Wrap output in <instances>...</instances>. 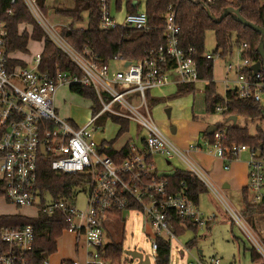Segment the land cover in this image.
<instances>
[{
	"label": "built area",
	"instance_id": "obj_1",
	"mask_svg": "<svg viewBox=\"0 0 264 264\" xmlns=\"http://www.w3.org/2000/svg\"><path fill=\"white\" fill-rule=\"evenodd\" d=\"M208 6L216 0H196ZM14 0H11L13 3ZM30 14L45 34L67 55L77 68V73L57 69L54 73L39 71L41 53L36 54L25 67L8 68V54L5 49V30L0 23V185L1 194L8 203L17 207L34 208L37 215H53L62 212L68 227L64 232L75 236V247L82 242L81 253L76 259H65L58 264H110L104 259V246L108 242L105 227L111 217L125 210L140 211L148 221L155 236L174 239L170 220L175 216L192 226L209 224L215 215L203 217L198 208L182 190L167 193V181L155 168L152 157H162L167 163L177 158L222 204L230 219L237 224L251 243L252 249L264 264V244L259 235L246 222L240 212L230 207L205 174L192 161L188 153L203 151L219 160L223 170L241 154H247L246 188L252 203H264V155L263 151L244 144L228 143L225 129L213 131L212 139L201 137L197 145H189L185 151L178 149L159 130L149 110L148 94L151 90L165 85L170 74L179 84H204L199 79L195 50L179 46V26L173 11L164 15V43L151 50L144 58L124 60L115 56L113 60L123 62V67L114 71L109 64L98 65L91 58L73 49L58 32L53 33L42 20L36 0H23ZM100 28L146 30L148 20L143 7L136 13H127L123 8L115 13L111 4L101 0ZM10 12V11H9ZM121 13V19L116 18ZM88 53V52H85ZM219 56V54H217ZM213 60V55L204 53ZM128 64L125 66V63ZM255 62L242 59L234 67V79H224L225 92L232 90L240 99L255 102L264 114V76L253 73L250 66ZM249 68L251 76L243 72ZM233 69L227 65L226 70ZM229 82L233 85L229 86ZM80 85L90 87L97 98L100 109L92 114L81 127L57 114L53 97L59 86ZM204 88V87H203ZM224 92V93H225ZM223 105L214 106V112L227 114L226 99ZM106 114L137 125L135 140L130 145L131 154L116 163L100 152L95 141L94 124L98 117ZM250 120V119H249ZM142 136L139 137V134ZM47 163L57 173L78 174L82 181L74 187H86L85 210L74 208V189L65 197L52 200L38 184L41 163ZM151 242L150 261H154L157 245ZM34 230L31 225L0 226V264H51L47 258L33 263ZM83 260H81V255ZM188 264H202L199 260ZM208 264H219L212 258Z\"/></svg>",
	"mask_w": 264,
	"mask_h": 264
},
{
	"label": "trees",
	"instance_id": "obj_2",
	"mask_svg": "<svg viewBox=\"0 0 264 264\" xmlns=\"http://www.w3.org/2000/svg\"><path fill=\"white\" fill-rule=\"evenodd\" d=\"M113 4L116 11L125 9L127 13H136L143 7L148 20L146 30L122 29L119 27L111 30L100 28L101 0H74L71 8L56 7L54 12L69 18L72 22L59 27L58 34L73 49L91 58L98 65L109 64L115 56L124 60H136L144 58L151 50L164 43L163 24L164 15L173 11L176 24L179 26V46L182 48L192 47L195 50L199 79L205 81L204 106L207 113H214V106L223 105V97L216 93L213 82V61L204 57L205 32L211 30L215 37V54L224 58L230 55L233 48H238L242 59L250 62L260 60L256 51L260 40V34L252 29L236 22L229 14L221 21L214 22L208 16V11L215 17L227 7L239 8L240 15L248 22L256 26L263 25L264 0H237L232 3L227 0H216L212 5L204 6L196 0H106ZM42 13L46 12L43 0H36ZM10 11V12H9ZM86 13L87 24L83 29L73 27L75 22L83 20ZM0 23L5 30V49L8 54V68L11 70L17 65L24 66L21 60L14 57L15 53L25 54L31 41L41 42V63L39 71L54 73L57 69L77 73V68L65 55V53L45 34L44 30L36 22L28 11L23 0H0ZM29 27V30L25 29ZM88 52V53H85ZM219 52V53H218ZM251 76L249 68L243 70ZM264 76V72H262ZM193 84H179L174 93L175 97L194 92ZM71 92L89 99L93 103V114L99 109L96 95L90 87L73 85L69 87ZM229 116H243L248 118L258 117L262 114L259 106L249 99H240L234 91L227 90L224 93ZM151 100V98H150ZM153 100V99H152ZM157 103V101H154ZM152 102V103H153ZM111 120L120 125L117 135L126 132L128 122L125 119L111 116ZM224 128L227 142H235L255 147L262 152L264 150V134L260 131L250 135L246 127L237 124H229ZM202 137L212 139V134L203 132ZM100 152L109 156L116 163L123 161L131 154L130 143H126L121 150L112 148V141H101ZM167 181V193H179L182 190L187 197L197 206L199 196L207 192L204 185L192 174L183 170H175L173 174L163 176ZM38 184L52 200L65 197L73 191L74 187L82 181L78 174L57 173L49 168L47 163H41L38 171ZM1 194V185H0ZM243 208L241 215L246 222L259 231L264 244V203H252L250 193L246 187L241 190ZM117 213L116 216H120ZM262 219L261 226L257 220ZM182 220L172 216L170 228L174 236L179 235L185 229L195 230L197 227L184 222L185 227L180 226ZM66 217L62 212H55L51 216L38 214L34 218L21 215H6L0 217V226H23L31 225L34 230L35 240L33 246V263H38L57 250V239L68 227ZM209 225V224H207ZM157 245L155 264H169V241L164 236L154 237ZM195 241H190L192 246ZM122 242L108 241L104 246V259L110 264H120L122 256ZM250 260L254 264H262L259 255L250 249Z\"/></svg>",
	"mask_w": 264,
	"mask_h": 264
},
{
	"label": "rangeland",
	"instance_id": "obj_3",
	"mask_svg": "<svg viewBox=\"0 0 264 264\" xmlns=\"http://www.w3.org/2000/svg\"><path fill=\"white\" fill-rule=\"evenodd\" d=\"M46 12L42 13V20L47 27L57 33L59 27L68 25L72 21L64 16L54 12L56 7L71 8L74 0H43ZM237 3V0H227ZM111 10L115 13L113 4ZM83 20L75 22L73 27L83 29L87 24L86 13H83ZM121 19V14L116 16ZM30 53L24 57L27 63H31L34 56L41 50L40 42H32L29 46ZM215 37L214 32L208 30L205 32L204 52L213 55L212 77L216 86V93L223 97L225 86L223 79H234V67L241 63L242 57L238 48H233L230 55L224 58L214 53ZM219 53V52H218ZM232 65L233 69L226 70L227 65ZM110 68L118 71L123 67L120 60H112L109 64ZM172 74V73H171ZM206 83V82H205ZM204 84L196 83L194 92L175 97L176 88L172 86L169 89L152 90L151 97L147 99L150 110L149 113L159 128L178 149L185 151L189 145H197L207 126H227L231 124L228 116L221 112L207 113L204 108ZM233 83L229 82V86ZM153 102V103H152ZM55 110L60 118L72 121L76 126L81 127L87 123L93 114V103L89 99H85L69 90L68 86H59L53 97ZM165 108H170V117H166ZM237 125L245 126L250 135L257 132L264 134V114L252 118L248 121L243 116L236 121ZM95 141L101 140L112 141L114 148H120L125 142L136 143L141 148L139 140H135L137 134V125L128 123V129L120 135L118 131L120 125L113 122L111 117L106 114L97 118L95 124ZM175 129V133H171L170 129ZM142 133L139 134V137ZM204 151V150H203ZM196 153L191 151L188 153L189 158L195 162L200 171L217 186V191L224 201L235 211H242L241 190L246 185L245 159L247 154H241L235 163H229V170L222 169V162L205 152ZM264 153V152H263ZM156 171L161 175L168 174L171 171L185 170V164L175 158L170 161V165H166L163 158L155 157ZM229 182L230 187L223 189L221 184ZM75 200L74 208L77 211L85 210L86 187L81 186L74 189ZM198 211L205 218L215 215V218L209 225L196 226L195 230L185 229L182 233L175 236L169 241V264H188L190 261L199 260L202 264H208L210 259H219V264H254L250 260L251 243L243 233V231L233 222L219 200L210 192H203L199 196ZM6 215H21L28 218L37 216L34 208L17 207L8 203L3 195H0V217ZM261 226L262 219L257 220ZM108 241L122 242V256L120 264H136L137 260H132L124 251L135 250L143 255H150L152 248L151 242L154 233L144 217L137 210H125L118 217H111V221L106 225ZM165 237V236H164ZM195 241L189 246L190 241ZM57 250L52 255L47 256L51 264L59 258L76 259V253H81L82 242L75 247V236L71 233L63 232L57 239ZM255 251V250H254ZM81 255V254H80ZM81 260H83L81 255ZM60 262V261H59ZM58 262V263H59ZM57 263V264H58ZM151 264H155L151 261Z\"/></svg>",
	"mask_w": 264,
	"mask_h": 264
},
{
	"label": "water",
	"instance_id": "obj_4",
	"mask_svg": "<svg viewBox=\"0 0 264 264\" xmlns=\"http://www.w3.org/2000/svg\"><path fill=\"white\" fill-rule=\"evenodd\" d=\"M231 15L232 18L242 24L243 26H246L250 29H252L254 32L259 33L260 36V40L258 43V46L256 48V51L259 53L260 55V60L256 61L255 63H253L250 66V70H252V72L258 73V72H264V16H263V25L262 26H256L255 24L246 21L241 15H240V9L239 8H233V7H227L225 8L218 17L213 16L212 14H210V12L208 11V16L209 18H211L214 22H219L221 21L225 16L227 15ZM128 64V62L125 63V66ZM165 113L166 116L169 117L170 115V108H166L165 109ZM229 121L232 122V124L234 125L236 123V116L232 115V116H228L227 118ZM216 129V126H209L206 130L207 134H212L213 131ZM171 133H175V129H170ZM124 253L129 256L132 260H137L136 264H151L150 258L148 255H143L142 253H139L135 250H130V251H124Z\"/></svg>",
	"mask_w": 264,
	"mask_h": 264
},
{
	"label": "crops",
	"instance_id": "obj_5",
	"mask_svg": "<svg viewBox=\"0 0 264 264\" xmlns=\"http://www.w3.org/2000/svg\"><path fill=\"white\" fill-rule=\"evenodd\" d=\"M125 10V9H124ZM121 14V13H120ZM25 29H27V30H29V27H25ZM32 42H36V41H31L30 43H29V46L31 45V43ZM41 43V42H40ZM29 46H28V52L27 53H25V54H21V53H15L14 55V57H16L17 59H19V60H21L23 63H25L24 64V66H22V65H17V67H25V66H29V64L30 63H27L25 60H24V57L25 56H27V55H29V53H30V49H29ZM41 50H42V43H41ZM41 50H40V52H41ZM17 67H15V68H17ZM225 78H227V77H225ZM224 78V79H225ZM224 79H223V81H224ZM214 82V81H213ZM215 83V82H214ZM172 86H174L175 88L177 87V85H176V83H175V77H174V75L173 74H170V77H169V81L165 84V85H163V86H161V87H158V88H155V90L157 89V90H161V89H169V88H171ZM154 90V89H153ZM152 91V90H151ZM150 91V92H151ZM150 92H149V94H148V98H151L152 99V97H151V94H150ZM203 103H204V98H203ZM204 108H205V106H204ZM166 109V108H165ZM165 109L163 110L164 111V113H165ZM166 114V113H165ZM167 117V116H166ZM169 117H170V115H169ZM239 117H241V116H236V121H237V119L239 118ZM244 118H246L248 121H252V118H248V117H244ZM250 119V120H249ZM231 124H232V122H231ZM236 124V123H235ZM210 126V125H209ZM209 126H207V128L209 127ZM240 126V125H239ZM242 127H245V126H242ZM207 128L204 130V131H206L207 130ZM203 131V132H204ZM175 132H176V130H175ZM95 137V136H94ZM202 137V136H201ZM101 141H103V140H101ZM100 141V142H101ZM104 141H108V140H105L104 139ZM129 141V140H128ZM128 141L127 142H125L120 148H114V146L112 145V148L114 149V150H116V151H119V150H121L122 149V147H124V145H126V143H128ZM100 142H98V143H100ZM132 143H130V145H131ZM189 147V146H188ZM199 152H201V151H196V153H198V154H201V153H199ZM264 152V151H263ZM263 155H264V153H263ZM155 157H160V156H157V155H154L153 157H152V159H153V162L155 163ZM161 159H162V157H160ZM247 159V158H246ZM246 159L244 160V161H246ZM164 160V159H163ZM221 161V160H220ZM238 160H234V161H232L231 163H235V162H237ZM164 162L166 163V165H170V163H167L165 160H164ZM222 162V161H221ZM245 163V162H244ZM223 165H224V163L222 162V167H223ZM229 166H230V164H229ZM245 167H246V164H245ZM223 169V168H222ZM175 170H177V169H175ZM174 170V171H175ZM229 170V169H228ZM228 170H226V171H228ZM245 170H246V179H247V168H245ZM174 171H171V172H169L168 174H162L161 173V175H164V176H166V175H171V174H173L174 173ZM230 187V183L229 182H223L222 184H221V188H223V189H226V188H229ZM244 187H246V185L244 186ZM241 192V191H240ZM197 206H198V204H197ZM111 221V220H110ZM110 223V222H109ZM107 234H108V232L106 231V227H105V237H106V239H107ZM106 241H108V240H106ZM66 258H59V259H57V260H54L55 262H54V264H57L59 261H62V260H65Z\"/></svg>",
	"mask_w": 264,
	"mask_h": 264
}]
</instances>
